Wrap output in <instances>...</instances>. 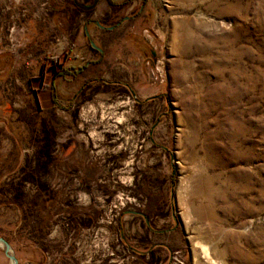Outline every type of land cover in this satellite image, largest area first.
<instances>
[{
    "label": "rangeland",
    "instance_id": "374dc122",
    "mask_svg": "<svg viewBox=\"0 0 264 264\" xmlns=\"http://www.w3.org/2000/svg\"><path fill=\"white\" fill-rule=\"evenodd\" d=\"M95 1L0 0L17 264H264V0Z\"/></svg>",
    "mask_w": 264,
    "mask_h": 264
},
{
    "label": "trees",
    "instance_id": "16d2710c",
    "mask_svg": "<svg viewBox=\"0 0 264 264\" xmlns=\"http://www.w3.org/2000/svg\"><path fill=\"white\" fill-rule=\"evenodd\" d=\"M63 72V74H64V72H65V70L64 71H62ZM65 75V74H64ZM56 76H58V77H62L61 75H56ZM30 182V180L28 179V178H24V179H22V181H19V183H18V185H17V187L20 189V185H22V184H24V183H26V182ZM24 198V195H23V193L22 192H20L18 189H16L15 188V190H13V193H12V203H13V205H15V206H17L18 208H20V209H22V199ZM25 205H26V207H24V209H25V211L26 210H28L29 211V209H32L33 207H34V204H33V201H31V202H26L25 203ZM6 240V239H5ZM7 241V240H6ZM8 242V241H7Z\"/></svg>",
    "mask_w": 264,
    "mask_h": 264
},
{
    "label": "water",
    "instance_id": "95a60500",
    "mask_svg": "<svg viewBox=\"0 0 264 264\" xmlns=\"http://www.w3.org/2000/svg\"><path fill=\"white\" fill-rule=\"evenodd\" d=\"M0 246L2 247L5 257L10 261L11 264H17V260L12 254L11 247L3 238L0 237Z\"/></svg>",
    "mask_w": 264,
    "mask_h": 264
},
{
    "label": "flooded vegetation",
    "instance_id": "af4514ba",
    "mask_svg": "<svg viewBox=\"0 0 264 264\" xmlns=\"http://www.w3.org/2000/svg\"><path fill=\"white\" fill-rule=\"evenodd\" d=\"M47 158V160H48V163L50 164L51 163V160H52V152H51V149H50V146H49V149H48V152H47V154L45 155V159ZM49 168V167H48ZM74 218V216L72 215V216H70L69 214H66L65 215V217H64V220L65 221H69L70 222V226L72 225L73 226V224H72V220H74L73 219ZM76 219V218H75ZM81 230L83 229V225L84 224H79V223H77L76 224ZM66 226H69L68 224L66 225Z\"/></svg>",
    "mask_w": 264,
    "mask_h": 264
},
{
    "label": "crops",
    "instance_id": "0c3cea01",
    "mask_svg": "<svg viewBox=\"0 0 264 264\" xmlns=\"http://www.w3.org/2000/svg\"><path fill=\"white\" fill-rule=\"evenodd\" d=\"M63 1V2H62ZM110 1H112L113 3H115V1L114 0H110ZM61 5L64 7V6H66V8L68 7L69 8V5H72L73 7H70V9H74L75 10V8H82L79 4H78V2H79V0H67L66 2H64V0H61ZM97 2V0L95 1V3ZM94 3V4H95ZM94 4H93V6H90V7H87V8H83V9H85V10H88V9H92V7H94ZM65 8V7H64Z\"/></svg>",
    "mask_w": 264,
    "mask_h": 264
}]
</instances>
